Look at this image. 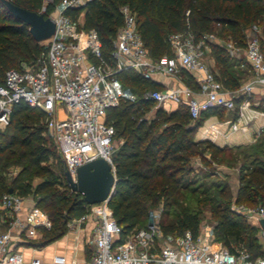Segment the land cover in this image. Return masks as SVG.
<instances>
[{"label":"trees","instance_id":"16d2710c","mask_svg":"<svg viewBox=\"0 0 264 264\" xmlns=\"http://www.w3.org/2000/svg\"><path fill=\"white\" fill-rule=\"evenodd\" d=\"M28 11L38 12L42 0H8ZM61 0L44 5L47 17ZM126 6L134 15L137 32L151 60L172 56L168 37L185 34L193 42L212 33L218 26L234 46L244 48L245 28L255 24L259 28V49L264 59V0H90L76 8H67L64 14L78 30H94L107 60L112 51V40L122 25L120 7ZM215 64L214 79L223 89L239 87L247 72L239 58L206 41ZM45 47L35 42L28 26L12 17L0 2V77L9 68H18L22 62H31L44 53ZM239 61V62H238ZM241 67V68H240ZM246 68V67H245ZM248 69L246 68V71ZM186 79L195 84L184 71ZM116 79L130 88L133 97L119 98L116 106L105 111V123L112 126L118 146L111 155L115 179L113 194L107 207L115 223L121 228V239L132 231L145 228L148 209L163 202L157 226L162 236H179L187 231L192 237L198 233V204L208 202L213 232L230 253L245 250L251 258L262 255L256 238V228L245 218L228 208L227 183L206 182L212 172L197 173L190 163L198 158L221 162L246 159L256 154L255 165L238 177L234 202L259 204L264 207V131L254 135L256 143L248 156L238 147H218L208 140L194 141L193 136L202 122L210 116L220 117L222 109L212 107L191 119L184 103L173 110L155 107V102L140 95L141 90H157L150 79H144L133 69L116 73ZM44 114L22 101L13 104L8 123L0 131V196L11 192L31 198L34 205L48 218V230L40 228L41 243L59 238L67 231V222L85 213L82 197L69 190L64 179V166L53 140L47 136ZM206 154L209 159L206 158ZM229 161V160H228ZM18 168L7 177L10 168ZM33 179L39 181L31 185ZM192 205H195L192 206ZM175 208L169 213L166 209ZM172 215L171 219L166 216Z\"/></svg>","mask_w":264,"mask_h":264},{"label":"built area","instance_id":"2783aa9c","mask_svg":"<svg viewBox=\"0 0 264 264\" xmlns=\"http://www.w3.org/2000/svg\"><path fill=\"white\" fill-rule=\"evenodd\" d=\"M90 0H61L47 16L54 23L53 34L44 42L45 51L34 61L22 62L18 68L5 70L0 77V131L8 123L13 104L24 102L44 114L46 134L56 146L58 156L71 177L75 169L89 161L102 158L111 167L114 147V130L105 123V111L116 106L120 94L115 92L116 73L133 69L144 79L154 75L171 77L184 69L195 77L198 91L188 88L149 90L144 98L160 107L168 101L184 103L191 119L202 111L216 107L224 111L234 110L235 118L228 122V129H240L262 111L264 102L253 101L251 93L255 85H264V59L259 49V28L253 24L245 31L244 48L228 45L232 56H240L250 69L248 81L236 90H223L220 82L203 61L206 37L197 42L185 34L168 37L172 56L151 60L143 47L134 15L126 6L120 7L122 25L112 40V51L107 60L102 58L100 42L94 30H78L76 24L64 14L67 8H76ZM52 0H42V4ZM44 5L38 11L43 14ZM238 54L236 55V52ZM240 97L236 103L234 100ZM247 111L252 113L248 116ZM31 199V198H30ZM28 197L13 193L0 196V208L8 213L6 230L0 233V264H41L33 259L24 262L19 252L10 248L20 235L27 239L35 227L48 229L50 222ZM25 202H31L25 207ZM24 210V217L19 213ZM237 214L252 219L256 228L258 244L264 252V207L237 208ZM93 219L89 244L91 254L82 262H65L56 257L51 264H264V253L253 258L245 250L230 253L223 246L213 247L209 232H198L192 237L185 231L179 236L159 242L162 234L157 221L150 222L121 239V228L115 223L106 202L87 205L85 213L67 222L70 227H79L85 220Z\"/></svg>","mask_w":264,"mask_h":264},{"label":"crops","instance_id":"0c3cea01","mask_svg":"<svg viewBox=\"0 0 264 264\" xmlns=\"http://www.w3.org/2000/svg\"><path fill=\"white\" fill-rule=\"evenodd\" d=\"M209 35L211 34L205 36L208 37ZM214 44L221 46L226 50L228 45H231L235 48H239L234 46L231 41H228L227 43L215 42ZM237 54L238 52H236V55ZM229 55L232 56L231 54ZM239 55L240 54H238V56ZM232 57L238 58L236 56ZM203 61L210 71H214V60L210 55V51L207 45L203 50ZM244 64V66L248 69V75L241 80L238 88L243 86L248 81V78H250L251 75L250 69L245 60ZM183 70L184 69H179L176 74L171 77L154 75L150 79V81L154 83L158 90H164L169 88L182 89L186 87L192 92L198 91V83L195 79L199 77V75L190 74L186 71L195 83L191 84L186 79ZM251 98L254 102H264V85H255L251 93ZM240 99V97H237L234 101L238 103ZM176 105V103L168 101L162 104L160 108L168 112L170 110H173ZM253 110L262 111L263 115L254 114V118L248 121L247 125L244 128L240 129L241 123H239L237 129L234 131L228 129V122L234 120L235 118L234 110H222V114L220 117H217V115L208 117L195 131L193 136L194 141L208 140L218 147L227 146L230 148L241 147L251 144L255 141L254 135L258 134V132L261 130L264 131V107L253 105ZM251 113V111H247L246 115L249 116ZM238 133L244 136L246 142L239 143L240 141H238V137L236 138L232 136V134ZM250 135L251 137L249 138ZM236 141H238V143H236ZM30 204L31 202L24 203L25 207L30 206ZM0 211H2V214H0V233H2L6 230L9 221V216L5 210L0 208ZM24 214V210L21 211L18 215L19 218L22 219L24 217ZM94 223L95 222L93 219H87L79 227L74 228L66 224L67 231L63 235H61L55 240L46 243H41L42 232L40 231V228L44 230L47 229L41 226L35 227L33 233L29 237H27V239L24 237V235L21 234L18 240H13L10 245V248L14 252H19L23 257L24 262H29L33 259H36L41 264H51L52 260L56 257L63 258L65 262H82L88 260L91 254L92 247L89 244V240L91 238Z\"/></svg>","mask_w":264,"mask_h":264},{"label":"rangeland","instance_id":"374dc122","mask_svg":"<svg viewBox=\"0 0 264 264\" xmlns=\"http://www.w3.org/2000/svg\"><path fill=\"white\" fill-rule=\"evenodd\" d=\"M44 5V3H43ZM253 25L250 24V26ZM248 26V27H250ZM247 27V28H248ZM247 28H245L244 32L247 30ZM212 35V36H211ZM211 35H209L208 37L205 36L207 39L206 41L211 42V43H215V42H223V43H227L228 41H230L229 37L226 36V33L224 31H222L218 26H213L212 28V33ZM246 40V39H245ZM47 40H44L42 42H39V44H44V42H46ZM239 58L240 63L244 64V59L239 55L236 56ZM239 62V61H238ZM206 65V64H205ZM242 71L247 72L245 67L241 68ZM215 71V70H214ZM248 75V72H247ZM114 87H115V92H117L118 94H120V98L123 96L126 97H133L136 94H134V92L126 87L124 84H121V82L116 79V82L114 83ZM149 92V90L145 89V90H141L140 95L145 96V94H147ZM233 137H238V141H240L239 143L242 142H246V140L244 139V136L240 133L238 134H232ZM251 137V135L249 136V138ZM238 141H236V143H238ZM118 141H114V147L116 148L118 146ZM256 143L252 142L249 145L246 146H241L238 147L237 149H233L231 150V154L233 155L232 157H235V155L239 152L245 153L246 156L249 155L250 152V147H253ZM206 158L209 159V156L206 154ZM259 159L261 158L259 154L250 156V157H246V159H242L241 156H237L235 157V159H237V161L230 160L227 159V161H223L221 162L222 164H217L216 162H212V161H207V164L202 163L198 158H192L190 160V163L193 167V170L197 173L203 172H212V175L210 178L206 179V182H214V183H227V193H228V198H229V202H225V204L228 205V208L235 212L234 210H237V208H245V209H254L257 206H260L258 203L257 204H253V205H248V204H244L242 202H234V197H235V193H236V188L238 185V177L241 174H246L248 173V171H242V166H245V169H250L252 168V166H254L255 163V159ZM229 160V161H228ZM18 170V168H10L9 169V174H7L8 178H11L15 175L16 171ZM246 172V173H245ZM39 180L38 179H33L31 182V185L33 186L34 184H36ZM163 202H157L156 207L152 208V209H148V214L147 217L144 221V224H148L151 220V217H153V220H156L157 222L159 221L160 215L162 213V209H163ZM195 207V205H192ZM199 207V211H198V219H199V224H198V232H209V236L211 238V243L213 247H220L222 246L220 241L217 240L214 232H213V228L216 224V221L214 219H212L211 214H210V207L208 205V202H200L198 204ZM169 213H173L175 212V208L171 207L169 209H166ZM236 213V212H235ZM0 214H2V211H0ZM166 216V218L171 219L172 215ZM245 221L251 225V223H253L252 219L244 217ZM49 229V228H48ZM47 229V230H48ZM173 235H168V236H162L161 238H159V242H163V241H167V238H173Z\"/></svg>","mask_w":264,"mask_h":264},{"label":"water","instance_id":"95a60500","mask_svg":"<svg viewBox=\"0 0 264 264\" xmlns=\"http://www.w3.org/2000/svg\"><path fill=\"white\" fill-rule=\"evenodd\" d=\"M0 2L12 17L28 26V32L35 42L47 40L53 34L54 23L50 18L15 6L8 0ZM63 175L69 190L79 194L86 205L107 203L113 194L114 175L108 162L102 158L78 166L74 178L67 170H64ZM260 225L264 226V220L260 221Z\"/></svg>","mask_w":264,"mask_h":264}]
</instances>
